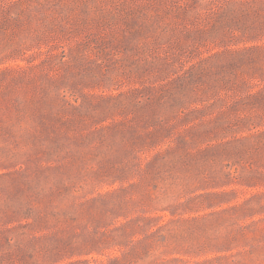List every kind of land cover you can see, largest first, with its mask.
I'll use <instances>...</instances> for the list:
<instances>
[{
    "label": "rangeland",
    "instance_id": "1",
    "mask_svg": "<svg viewBox=\"0 0 264 264\" xmlns=\"http://www.w3.org/2000/svg\"><path fill=\"white\" fill-rule=\"evenodd\" d=\"M0 264H264V0H0Z\"/></svg>",
    "mask_w": 264,
    "mask_h": 264
}]
</instances>
